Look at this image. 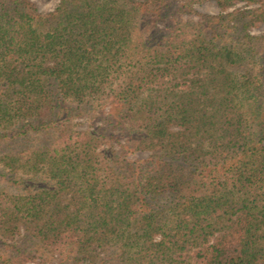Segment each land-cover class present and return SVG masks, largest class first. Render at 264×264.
<instances>
[{
    "label": "trees",
    "instance_id": "trees-1",
    "mask_svg": "<svg viewBox=\"0 0 264 264\" xmlns=\"http://www.w3.org/2000/svg\"><path fill=\"white\" fill-rule=\"evenodd\" d=\"M169 1L41 13L0 0V139L57 131L24 159L1 157L41 182L0 190V238L22 229L47 253L70 248L73 264H264V65L236 35L264 23V1L226 16ZM214 1L223 12L231 0ZM187 7L198 22L179 19ZM66 103L107 109L121 134L68 130ZM11 247L0 264L33 260Z\"/></svg>",
    "mask_w": 264,
    "mask_h": 264
},
{
    "label": "rangeland",
    "instance_id": "rangeland-1",
    "mask_svg": "<svg viewBox=\"0 0 264 264\" xmlns=\"http://www.w3.org/2000/svg\"><path fill=\"white\" fill-rule=\"evenodd\" d=\"M37 8V10L41 13H49L53 11L59 4V0H32ZM264 1V0H261ZM171 7L169 11L173 12L177 6L186 3L190 5L192 11L202 15H211V16H219L223 15L226 16L227 14H240L241 12L247 11L249 9H254L259 6L258 3H250L248 4L244 0H231L229 3L230 5L225 11H220L217 4L214 0H170L169 1ZM188 7L184 8L183 11L179 12V19H181L185 23L190 22H198L199 14L195 12L189 13ZM187 11V12H186ZM246 20V18H245ZM232 25L231 23H229ZM240 28V26H239ZM226 29V28H225ZM224 31H227L225 30ZM241 31L236 35L242 37L245 41V45L243 47H250L253 51L247 52V56H258L261 58L264 65V23H260L257 26H249L243 27L241 25ZM233 39V38H232ZM226 40H230L226 38ZM243 62V63H242ZM236 67V73H243L244 69L250 67L249 61L246 60L242 61ZM248 63V65H247ZM264 79V76L262 77ZM262 93L264 94V82ZM264 102V98H263ZM66 111L63 116V120L65 121V125H67L68 130L70 131H92L97 129L99 132H111L114 135L121 134L120 127L116 125V120L109 122L108 115L103 111L102 115H98V112L84 107L81 110L73 111L74 105H70L66 103ZM19 125V123L17 124ZM17 125L13 127L17 128ZM20 126V125H19ZM12 127L9 130H6L7 133L11 134ZM2 132V131H0ZM57 135V131L48 130L46 134L40 135L39 133H32L28 132L25 135H19L14 137H2L0 139V159L3 155H15L18 158L24 159V155L30 149H35L43 144L48 143L50 140L54 139ZM105 141V140H104ZM112 141V140H111ZM115 146V150L118 149L117 143L113 142ZM119 143L123 144V140H120ZM264 144V142H263ZM108 144L103 142L99 145L98 149H102L107 147ZM147 157V152H140V151H131L128 154L129 159H142ZM24 161V160H23ZM25 167H21V162L13 165V169L6 168L0 161V190L4 193L17 196L23 195L28 192L34 191V186L36 182H41L40 174L36 175V178L32 177L30 174L24 172ZM26 183V185H25ZM25 236V233L22 229L19 230L16 236L12 239L8 238H0V256L6 255L10 250H13L11 244L16 245V248L23 254H28L29 256L33 257V260L25 261L24 264H60L63 261V264H73V260H71L73 252L69 253L70 248L63 250L62 253L55 251L54 253H47L45 249L37 245L35 240L29 239ZM191 256L190 254H187ZM189 264H191V259L188 260Z\"/></svg>",
    "mask_w": 264,
    "mask_h": 264
}]
</instances>
